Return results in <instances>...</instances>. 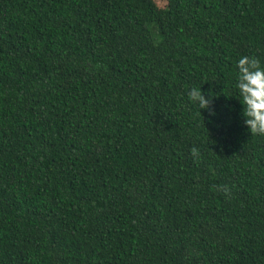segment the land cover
Returning a JSON list of instances; mask_svg holds the SVG:
<instances>
[{"label":"trees","instance_id":"trees-1","mask_svg":"<svg viewBox=\"0 0 264 264\" xmlns=\"http://www.w3.org/2000/svg\"><path fill=\"white\" fill-rule=\"evenodd\" d=\"M165 1L0 0V264H264V0Z\"/></svg>","mask_w":264,"mask_h":264},{"label":"clouds","instance_id":"clouds-1","mask_svg":"<svg viewBox=\"0 0 264 264\" xmlns=\"http://www.w3.org/2000/svg\"><path fill=\"white\" fill-rule=\"evenodd\" d=\"M239 101L243 105L244 122L252 135L264 136V67L255 56H241L236 64ZM190 102L214 116L213 97H206L201 88L192 87L188 93ZM193 157H199L198 149L191 150Z\"/></svg>","mask_w":264,"mask_h":264},{"label":"rangeland","instance_id":"rangeland-1","mask_svg":"<svg viewBox=\"0 0 264 264\" xmlns=\"http://www.w3.org/2000/svg\"><path fill=\"white\" fill-rule=\"evenodd\" d=\"M154 3L156 4L157 7L163 8L166 4L165 0H154Z\"/></svg>","mask_w":264,"mask_h":264}]
</instances>
